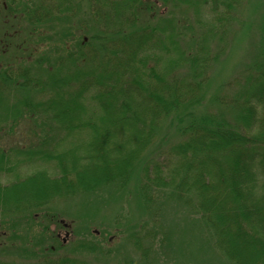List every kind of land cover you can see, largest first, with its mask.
<instances>
[{
	"label": "trees",
	"instance_id": "trees-1",
	"mask_svg": "<svg viewBox=\"0 0 264 264\" xmlns=\"http://www.w3.org/2000/svg\"><path fill=\"white\" fill-rule=\"evenodd\" d=\"M14 1L4 5L11 15ZM170 1L88 0L100 32L84 34L78 43L75 38V50L58 48L53 61L36 58L33 71L0 65V131L34 116L47 122L39 140L15 147L0 133V174L17 172L15 182L0 184V212L32 209L64 193L92 192L111 183L127 185L141 173L144 203L151 202L152 192L169 189L170 199L199 216L230 264H264V11L240 89L230 105L223 101L208 111L201 110L209 60L205 39L183 60L184 76L192 81L166 84L165 63L172 54L165 44L174 31L165 34L170 24L158 5ZM209 3L199 0L198 6L204 11ZM77 8L72 0H40L24 18L35 32L37 24L70 18ZM70 22H64L60 40L72 42ZM28 92L35 96H11ZM162 122L184 138L169 147L163 162L147 155L154 136L163 132ZM35 164L53 165L56 173L18 176ZM134 243L145 252L138 239ZM41 264L81 262L58 257Z\"/></svg>",
	"mask_w": 264,
	"mask_h": 264
},
{
	"label": "rangeland",
	"instance_id": "rangeland-1",
	"mask_svg": "<svg viewBox=\"0 0 264 264\" xmlns=\"http://www.w3.org/2000/svg\"><path fill=\"white\" fill-rule=\"evenodd\" d=\"M8 1L0 0L2 67L33 71L36 58L53 61L58 58V48L62 53L72 47L75 50L83 36L100 32L91 20L88 0H72L75 5L79 4L74 16L63 15L60 20L37 24L35 32H31L33 28L24 17H28L27 8L34 10L40 0H15V15L6 11L4 5ZM209 1L204 11L198 6L199 0H172L166 7L159 4L158 10L170 24L165 34L174 31L165 40L166 52L172 54L165 63L166 84H180L183 79L182 85L187 86L192 81L191 77L184 76L188 63L183 60L194 56L196 47L205 39L209 60L204 71L206 98L202 103L205 107L201 110L215 111L223 101L230 105L243 83L245 68L257 50V25L264 11V0ZM67 19L72 21L69 23L72 42L59 39ZM122 23L125 29L126 23ZM176 57L180 59L178 62ZM29 94L35 96L33 92L11 96ZM11 99L9 104L13 103ZM42 122L47 123L43 115L34 116L0 133L9 147L27 144L29 139L39 140L44 135L46 128ZM163 124L159 125L163 126V132L154 136L153 145L147 149V155L161 162L171 145L184 140L182 135L177 136L166 128L168 123ZM37 171L55 174L56 168L35 164L18 172V176L23 178ZM15 173L0 174V184L15 182ZM140 178L142 174L137 173L129 178L127 185L111 183L92 192L64 193L32 209L0 212V262L41 264L45 259L70 257L81 264H230L216 248L212 233L200 222L199 216L183 203L170 199L169 189L157 194L152 192L151 202L144 203L138 191ZM135 238L145 248L144 253L135 246ZM78 244L88 249H76Z\"/></svg>",
	"mask_w": 264,
	"mask_h": 264
}]
</instances>
